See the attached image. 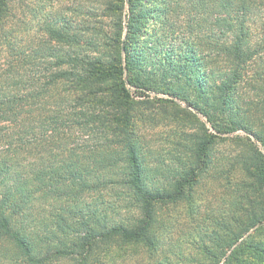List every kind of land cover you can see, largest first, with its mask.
<instances>
[{"label":"trees","instance_id":"16d2710c","mask_svg":"<svg viewBox=\"0 0 264 264\" xmlns=\"http://www.w3.org/2000/svg\"><path fill=\"white\" fill-rule=\"evenodd\" d=\"M115 3L120 15L129 5L126 31L120 16L102 42L74 2L31 9L32 38L25 0H0V264H116L132 244L154 258L168 239L158 207L191 198L218 134L264 147V0ZM181 12L194 26L180 32L168 16ZM147 92L187 102L211 130L202 123L165 152L138 129L135 95ZM235 140L246 147L232 169L246 175L233 182L241 214L201 236L216 264L264 222V154Z\"/></svg>","mask_w":264,"mask_h":264},{"label":"rangeland","instance_id":"374dc122","mask_svg":"<svg viewBox=\"0 0 264 264\" xmlns=\"http://www.w3.org/2000/svg\"><path fill=\"white\" fill-rule=\"evenodd\" d=\"M169 1L179 5L180 10L183 7L188 8L190 2V0ZM51 2L52 0H25L22 9L18 11V17L24 18V21H28L30 24L28 28L33 27L30 32L32 38L33 36L36 38L34 28L37 29L38 23L31 11L44 5H47L46 8H48ZM59 2L64 8L72 7L71 3L74 2L80 5L85 13L89 12L90 16L81 18L82 22H85V24L83 23L84 30L87 31L88 36L108 42L115 32L114 24L119 21L120 16L126 31L129 17L127 3L120 15L117 7L119 3H115V0H59ZM153 4L161 6L158 0H153ZM114 6L117 10L112 9ZM168 18L169 22L173 24L171 27L175 29L174 25L177 26L180 32L182 29L189 28V25L194 26L192 22L183 17L182 12L181 15L169 14ZM21 26L27 27L26 25ZM148 31L152 32V28L148 27ZM223 58H228V56L218 58V60L223 61ZM220 64H224V62ZM220 64L218 63L219 67ZM129 89L132 92L135 91V88L131 86ZM135 99L143 102L137 113L138 129L144 132L156 146L166 150L165 152H176L174 149L176 146L178 150L179 148L181 150L179 144L185 138L186 133H195L202 123H205L210 129V124L200 112L176 97L147 92L143 95H135ZM218 136L222 140L217 143L214 152H211L207 168L209 173L204 179H201L194 193H191V198H185L178 204H169L157 209L161 223L156 234L160 236L164 232L168 238L165 240L162 252L154 258H150L145 249L133 244L119 245V254L115 255L116 264H155L162 258L173 255L177 250L184 252L182 258L184 262L181 259L182 263L180 264H216V260L211 259L210 253L206 254L203 250L204 244L201 236L206 231L219 230L217 223L231 222L233 214H241L232 205L237 194L233 182H235V177L240 181L242 178H246V175L237 170L239 166L234 171L232 169L235 168L234 164L239 162V156L246 153V147L243 145L244 142L241 144L235 138L239 137L243 141L254 143L264 154V147L244 131L218 134ZM248 138L251 139V142ZM228 139L234 140V142L224 141ZM262 196L264 198V190L254 196L257 203L262 201ZM235 249L229 250L219 264H264V222L250 230ZM124 251L127 252L124 253Z\"/></svg>","mask_w":264,"mask_h":264}]
</instances>
